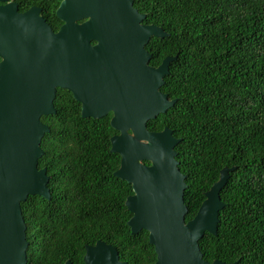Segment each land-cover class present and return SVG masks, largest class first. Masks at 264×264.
I'll return each instance as SVG.
<instances>
[{
	"label": "trees",
	"instance_id": "1",
	"mask_svg": "<svg viewBox=\"0 0 264 264\" xmlns=\"http://www.w3.org/2000/svg\"><path fill=\"white\" fill-rule=\"evenodd\" d=\"M45 4L54 31L62 21L57 0ZM143 23L168 35L145 45L149 64L176 55L160 87L176 102L147 128L172 130L180 141L175 159L185 175V220L197 212L220 169L235 167L220 190L215 234L199 240L207 261L264 264V0H133ZM56 112L42 115L50 130L41 139L38 167L49 176L50 198L28 195L21 202L29 240L25 264H84L86 245H114L128 264H155L149 232L132 233L125 204L131 183L114 175L120 155L111 151L112 113L81 116L72 93L57 88ZM144 163H149L144 160Z\"/></svg>",
	"mask_w": 264,
	"mask_h": 264
},
{
	"label": "water",
	"instance_id": "2",
	"mask_svg": "<svg viewBox=\"0 0 264 264\" xmlns=\"http://www.w3.org/2000/svg\"><path fill=\"white\" fill-rule=\"evenodd\" d=\"M56 15L63 23L54 31L39 8L20 12L13 2L0 4V264L26 263L29 240L21 202L33 194L50 198L49 176L38 159L41 139L50 130L41 116L56 112L57 88L72 93L83 117L112 113L110 125L118 133L110 138L111 151L120 155L114 175L133 190L125 200L132 213L127 224L132 233L149 232L155 264H236L207 261L199 247L206 231L217 232L224 206L220 190L235 167L220 169L196 214L185 220V175L174 149L180 138L167 126L147 128L148 120L177 100L160 90L176 55L153 66L145 47L151 36L168 33L143 23L146 14L133 0H61ZM83 261L128 264L102 240L86 245Z\"/></svg>",
	"mask_w": 264,
	"mask_h": 264
},
{
	"label": "flooded vegetation",
	"instance_id": "3",
	"mask_svg": "<svg viewBox=\"0 0 264 264\" xmlns=\"http://www.w3.org/2000/svg\"><path fill=\"white\" fill-rule=\"evenodd\" d=\"M7 2H13V3H15L16 5H17V9H18V11H20V12H24V11H26V10H28L29 8H31V7H37V8H39V13H40V15L41 16H43L44 17V14L46 13V11L44 10L45 8V4H30V5H24V4H21L20 5V3H19V0H8V1H5V2H0V4H5V3H7ZM60 2H61V0H57V6L55 7V14H56V9L58 8V6L60 5ZM45 18V17H44ZM59 18V17H58ZM60 19V18H59ZM45 20H46V18H45ZM61 20V19H60ZM47 21V20H46ZM62 21V20H61ZM81 21H83V20H79L78 22H81ZM62 23H63V21H62ZM61 23V24H62ZM61 26V25H60ZM91 44H95V41H91Z\"/></svg>",
	"mask_w": 264,
	"mask_h": 264
}]
</instances>
